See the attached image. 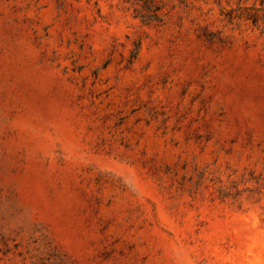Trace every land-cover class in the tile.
I'll return each instance as SVG.
<instances>
[{
  "label": "rangeland",
  "instance_id": "obj_1",
  "mask_svg": "<svg viewBox=\"0 0 264 264\" xmlns=\"http://www.w3.org/2000/svg\"><path fill=\"white\" fill-rule=\"evenodd\" d=\"M0 264H264V0H0Z\"/></svg>",
  "mask_w": 264,
  "mask_h": 264
}]
</instances>
